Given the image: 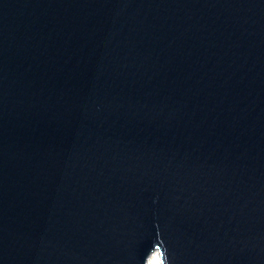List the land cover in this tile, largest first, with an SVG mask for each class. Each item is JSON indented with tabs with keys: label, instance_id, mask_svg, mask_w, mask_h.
I'll list each match as a JSON object with an SVG mask.
<instances>
[{
	"label": "water",
	"instance_id": "obj_1",
	"mask_svg": "<svg viewBox=\"0 0 264 264\" xmlns=\"http://www.w3.org/2000/svg\"><path fill=\"white\" fill-rule=\"evenodd\" d=\"M154 242L264 264V0H0V264Z\"/></svg>",
	"mask_w": 264,
	"mask_h": 264
},
{
	"label": "clouds",
	"instance_id": "obj_2",
	"mask_svg": "<svg viewBox=\"0 0 264 264\" xmlns=\"http://www.w3.org/2000/svg\"><path fill=\"white\" fill-rule=\"evenodd\" d=\"M160 242L163 243L162 239H160ZM156 246H157V243L154 242L153 244V249L152 251L150 252V259L152 260V264H170V261H169V257L167 256V258H163L161 256L160 253L156 252L155 249H156ZM165 249H166V246H164ZM158 256V259H156Z\"/></svg>",
	"mask_w": 264,
	"mask_h": 264
},
{
	"label": "bare ground",
	"instance_id": "obj_3",
	"mask_svg": "<svg viewBox=\"0 0 264 264\" xmlns=\"http://www.w3.org/2000/svg\"><path fill=\"white\" fill-rule=\"evenodd\" d=\"M148 264H152V260L149 258V262H148Z\"/></svg>",
	"mask_w": 264,
	"mask_h": 264
},
{
	"label": "snow or ice",
	"instance_id": "obj_4",
	"mask_svg": "<svg viewBox=\"0 0 264 264\" xmlns=\"http://www.w3.org/2000/svg\"><path fill=\"white\" fill-rule=\"evenodd\" d=\"M156 259H158V256H157V258Z\"/></svg>",
	"mask_w": 264,
	"mask_h": 264
}]
</instances>
